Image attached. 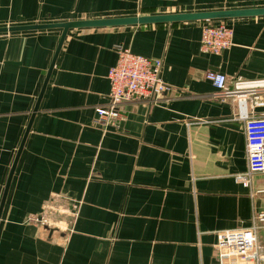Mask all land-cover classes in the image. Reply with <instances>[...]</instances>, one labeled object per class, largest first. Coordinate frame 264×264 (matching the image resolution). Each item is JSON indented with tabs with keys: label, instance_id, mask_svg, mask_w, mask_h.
Returning a JSON list of instances; mask_svg holds the SVG:
<instances>
[{
	"label": "crops",
	"instance_id": "crops-1",
	"mask_svg": "<svg viewBox=\"0 0 264 264\" xmlns=\"http://www.w3.org/2000/svg\"><path fill=\"white\" fill-rule=\"evenodd\" d=\"M257 9L264 0H0V28ZM220 23L232 46L204 54L202 27ZM61 34L0 33V204L16 162L0 264H219L217 234L264 213V173L236 181L244 121L205 74L225 75L227 88L264 79V15L71 28L39 97ZM119 47L160 60L170 89L122 104L118 125L102 127L95 110L108 103ZM261 98L249 115L264 117Z\"/></svg>",
	"mask_w": 264,
	"mask_h": 264
},
{
	"label": "built area",
	"instance_id": "built-area-1",
	"mask_svg": "<svg viewBox=\"0 0 264 264\" xmlns=\"http://www.w3.org/2000/svg\"><path fill=\"white\" fill-rule=\"evenodd\" d=\"M233 30L225 23L205 25L201 29L200 47L204 54L219 56L232 46ZM161 61L132 53L128 48L117 49L116 64L108 71L109 92L105 107L95 110V123L117 126L121 120L120 106L140 100H157L169 91L162 80ZM205 79L215 89V96L225 101L231 99L238 108V118L244 121L247 171L236 177L243 187L250 185V176L264 173V117L249 115L247 102L262 107L264 79L237 81L226 87V77L221 73L207 71ZM264 223V213L252 217L247 229L224 231L217 234L216 253L219 264H261L264 252L257 242L259 224Z\"/></svg>",
	"mask_w": 264,
	"mask_h": 264
},
{
	"label": "water",
	"instance_id": "water-1",
	"mask_svg": "<svg viewBox=\"0 0 264 264\" xmlns=\"http://www.w3.org/2000/svg\"><path fill=\"white\" fill-rule=\"evenodd\" d=\"M255 15H264V9L257 10H237V11H221V12H202V13H192V14H169V15H155V16H141V17H129V18H113V19H102V20H86L78 22H68L63 24H51V25H30V26H17L10 28H0V33H11V32H22L30 30H41V29H53L60 28L62 29V34L56 49V52L53 57L52 64L48 70L45 82L43 84L40 96L42 95L54 61L58 55V52L61 48V45L64 41L67 31L71 28H80V27H107V26H124V25H148V24H157V23H176V22H186V21H200V20H213V19H226L233 17H242V16H255ZM16 163V162H15ZM14 165L12 166L9 180L6 184L5 191L0 204V215L2 208L4 206V201L6 198V193L9 187L10 179L14 170Z\"/></svg>",
	"mask_w": 264,
	"mask_h": 264
},
{
	"label": "rangeland",
	"instance_id": "rangeland-1",
	"mask_svg": "<svg viewBox=\"0 0 264 264\" xmlns=\"http://www.w3.org/2000/svg\"><path fill=\"white\" fill-rule=\"evenodd\" d=\"M49 217H50V216L46 215V218H45V219L47 220V218H49Z\"/></svg>",
	"mask_w": 264,
	"mask_h": 264
}]
</instances>
